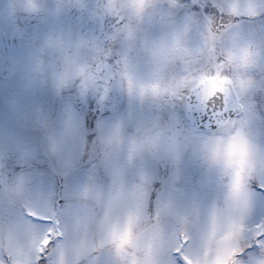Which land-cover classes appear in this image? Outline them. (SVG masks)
Returning <instances> with one entry per match:
<instances>
[{"label": "rangeland", "instance_id": "1", "mask_svg": "<svg viewBox=\"0 0 264 264\" xmlns=\"http://www.w3.org/2000/svg\"><path fill=\"white\" fill-rule=\"evenodd\" d=\"M225 2L235 10L241 0ZM184 3L0 0V35L21 36L28 29L23 49L0 46V145L17 135L36 152L24 163L9 148L0 169L7 175L0 178V255L6 254L11 264H30L28 224L37 221L27 212L30 206L43 207L40 196L49 192L66 200L68 233L54 250L61 264H92L105 246L113 264H183L168 248L185 228L190 239L184 254L196 264H243L235 254L246 238V221H264L259 186L264 175V29L229 26L218 31L210 21L186 12ZM243 3L256 9L264 0ZM29 21L37 25L34 30ZM113 55L118 67L102 73ZM252 68L255 73L249 76ZM204 73L229 76L243 108L236 120H227L215 133L196 130L180 118L179 89ZM10 80L15 85L6 94ZM72 87L94 95L99 88L107 93L108 114L113 105L121 114L112 122L115 129L106 128L98 140L102 168L88 172L86 163H78L57 186L48 169L54 165L59 175L70 153L49 159L41 131L51 130L21 127L14 119L13 101L43 89L62 92ZM93 105L101 115L95 100ZM238 132L247 141L240 182L251 197L233 191L217 156L229 140L237 150ZM147 171L156 177L148 207L125 191ZM21 175L25 179L16 178ZM165 188L169 199L159 205ZM109 225L120 229L117 245L106 238ZM253 255L250 264H264V246L257 253L246 250L243 259Z\"/></svg>", "mask_w": 264, "mask_h": 264}, {"label": "snow or ice", "instance_id": "2", "mask_svg": "<svg viewBox=\"0 0 264 264\" xmlns=\"http://www.w3.org/2000/svg\"><path fill=\"white\" fill-rule=\"evenodd\" d=\"M183 8L186 12L204 20L218 28L223 29L225 26L232 28L252 29L257 26L264 29V4H261L255 9L256 15H251V11L243 0L232 9L229 3L225 0H185ZM31 29H35L37 25L31 21L28 22ZM25 34L21 36L10 35L5 33L0 35V46L10 47L11 50H21L25 46ZM9 42H11L9 44ZM117 57L113 55L108 58V66L101 69V72L107 74L113 72L114 68L118 67L115 63ZM15 82H8L6 94L11 87H14ZM107 93H101L97 88L95 95L89 92L86 88L81 87L79 91L75 87L68 88L62 92H52L43 89L39 94L23 96L20 100L13 101L16 107V115L14 119L21 127H32L40 125L41 128L50 129V134L43 133V141L46 145L45 155L51 159L55 157L57 160L64 158L65 153H70L69 158L64 165L58 170L53 167L48 169L54 182L63 179L67 180L78 163H86L88 172L102 168L99 163V158L96 154L98 140L101 138L102 132L110 126L115 129L113 121L121 113L115 105L111 108V115L106 109L109 105L106 103ZM93 100L98 105L101 115H97L93 111ZM191 103V101H190ZM85 105L87 107L85 108ZM196 114L200 115L201 121L204 122L207 133H215L219 127L218 121L225 118L236 120L239 113L231 108L226 109L223 101V94L209 98L205 102V107L201 111L198 108L194 109ZM182 115V113H181ZM55 117V118H54ZM237 150H233V142L227 141L222 150L217 153L219 161L228 171L229 176L226 179H231L233 191H239L243 195L250 196L251 193L243 192V185L240 182L239 167L242 160V154L247 151V141L242 133H237L235 136ZM8 144L0 145V169L4 168L5 158L8 155L9 148L14 147L19 153V158L24 163H29L35 156L36 152L28 147V144L17 135L8 136ZM155 160H169L167 158L157 157ZM10 163V162H9ZM0 178L7 179V175L0 171ZM16 178L25 179L23 175ZM154 174L144 172L138 183L129 185L125 189L126 194L132 196L138 203L146 205L150 204L154 192ZM261 188H264V175L259 177ZM255 181V176L248 180ZM40 199L43 201V207H29L27 216L34 218L37 222L30 223L28 247L31 249L30 264H61L59 255L54 250L63 241L68 233V223L65 221V198H59L58 194L49 192L41 194ZM68 199V194H67ZM169 199L167 188L160 194L159 205H163ZM247 231L244 233L246 237L242 243L241 250L235 254V259L250 264L253 256L244 260V254L257 253L264 246V221L255 224H248ZM120 229H113L110 225L106 228V238L112 240L114 245L120 243L117 239ZM189 234L187 229L179 230L173 238V243L168 250L183 260V264H196L193 257L184 254V247L189 242ZM106 247V246H105ZM105 247H101L95 254L92 264H113L112 258ZM0 264H11L9 257L0 255ZM179 264V261H177ZM235 264V260L233 262Z\"/></svg>", "mask_w": 264, "mask_h": 264}, {"label": "water", "instance_id": "3", "mask_svg": "<svg viewBox=\"0 0 264 264\" xmlns=\"http://www.w3.org/2000/svg\"><path fill=\"white\" fill-rule=\"evenodd\" d=\"M226 90L227 87L224 86L223 83L213 82L210 80L204 81L196 86L188 96V106L185 113L189 121L196 126L205 127L204 122L200 119V115L196 114L194 109L198 108L202 111L205 107V102L218 93L223 94V101L226 109L231 108L233 111L238 112L239 107L232 105V103L234 102L232 95L226 94V96H224ZM219 122L220 121H218L217 123Z\"/></svg>", "mask_w": 264, "mask_h": 264}]
</instances>
